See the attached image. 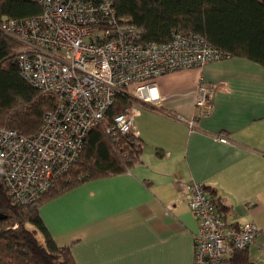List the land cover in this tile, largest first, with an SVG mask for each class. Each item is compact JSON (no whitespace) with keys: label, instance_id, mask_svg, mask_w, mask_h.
I'll list each match as a JSON object with an SVG mask.
<instances>
[{"label":"crops","instance_id":"crops-1","mask_svg":"<svg viewBox=\"0 0 264 264\" xmlns=\"http://www.w3.org/2000/svg\"><path fill=\"white\" fill-rule=\"evenodd\" d=\"M199 83L214 88L208 113L194 105ZM149 95L131 107L141 161L40 206L54 241L76 264H193L198 221L181 184L194 180L228 224H257L246 251L250 264H264V66L229 56L161 74Z\"/></svg>","mask_w":264,"mask_h":264},{"label":"built area","instance_id":"built-area-1","mask_svg":"<svg viewBox=\"0 0 264 264\" xmlns=\"http://www.w3.org/2000/svg\"><path fill=\"white\" fill-rule=\"evenodd\" d=\"M31 1L38 13L4 17L0 30L20 44L15 57L23 78L56 103L30 136L0 128V173L19 204L33 201L75 164L89 132L120 92L149 102L155 77L229 57L193 32L174 30L166 42L142 41L140 27L119 20L114 0ZM213 93L212 86L199 83L195 108L210 112ZM131 107L114 117L112 128L137 137ZM174 119L197 129L194 118ZM181 190L198 221L193 264H229L233 252L254 241L257 224H228L203 182H183Z\"/></svg>","mask_w":264,"mask_h":264},{"label":"trees","instance_id":"trees-1","mask_svg":"<svg viewBox=\"0 0 264 264\" xmlns=\"http://www.w3.org/2000/svg\"><path fill=\"white\" fill-rule=\"evenodd\" d=\"M114 6L119 20L142 29V41L166 42L174 30L198 33L229 56L264 66V0H114ZM39 11L31 0H0V22ZM19 48L0 30V128L30 136L56 100L23 78L15 57ZM134 103L145 104L120 92L89 132L75 164L33 201L15 202L0 173V264H76L70 246L52 238L39 208L80 183L124 173L141 161L139 137L112 128L114 117ZM246 250L233 252L229 264H250Z\"/></svg>","mask_w":264,"mask_h":264},{"label":"water","instance_id":"water-1","mask_svg":"<svg viewBox=\"0 0 264 264\" xmlns=\"http://www.w3.org/2000/svg\"><path fill=\"white\" fill-rule=\"evenodd\" d=\"M3 217H4V215L2 213H0V218H3Z\"/></svg>","mask_w":264,"mask_h":264}]
</instances>
